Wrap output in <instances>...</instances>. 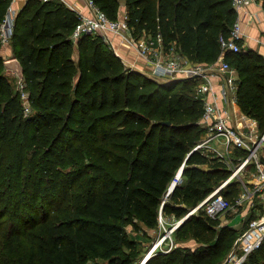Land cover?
<instances>
[{"label": "trees", "instance_id": "obj_1", "mask_svg": "<svg viewBox=\"0 0 264 264\" xmlns=\"http://www.w3.org/2000/svg\"><path fill=\"white\" fill-rule=\"evenodd\" d=\"M12 1L0 0V26ZM94 2L119 18L121 0ZM126 4L135 36L161 34L166 51L198 63L219 58V39L238 17L232 0ZM78 21L61 0H27L16 14L10 42L24 68L29 114L0 37V264H135L140 241L127 225L156 228L161 212L182 218L231 174L219 158L192 151L205 132L198 78L128 67L98 34L78 40L76 57ZM225 59L238 72L237 102L264 132V54L244 46ZM183 163L184 180L166 198ZM240 190L234 179L221 193L235 200ZM197 211L175 233L198 245L159 250L144 264H219L239 232ZM244 264H264V242Z\"/></svg>", "mask_w": 264, "mask_h": 264}, {"label": "built area", "instance_id": "obj_2", "mask_svg": "<svg viewBox=\"0 0 264 264\" xmlns=\"http://www.w3.org/2000/svg\"><path fill=\"white\" fill-rule=\"evenodd\" d=\"M61 1L67 4L68 0ZM259 1L232 0V5L237 10L238 17L231 28L230 34L220 37L222 54L212 63L193 62L175 48L166 51L161 34L153 36L143 33L140 36H135L133 28L127 21L128 14L124 18L112 19L94 0H87L89 13L77 11L79 21L71 34L74 42H78L85 34H98L103 36L110 44L115 54L123 58L115 41L117 37L121 44L136 48L138 54L151 66L150 74L152 76L198 78L195 93L197 97L203 100V115L200 123L205 127V132L194 145L192 151L199 150L204 154L219 158L231 171L229 177L209 193L195 208L172 223L170 231L165 228L166 233L157 240L151 249V253L149 252L140 264H143L158 247L164 253L170 252L175 247L173 232L186 216L199 208H204L213 217H221L222 214L228 211L236 212L244 207L246 211L243 215L249 213L253 216L249 219L247 228L236 238L229 258L223 264H244L247 256L264 242V132L259 131L256 120L253 121L252 125L243 128L233 123L228 105L231 102H237L239 76L237 69L225 59L227 51L239 52L244 47V44L239 41L244 40L246 36L240 16L241 10ZM16 14V11L10 7L0 26V37L3 44H8L11 41ZM22 81L23 79L19 77L25 112L29 114L32 110L29 92L24 88ZM238 148H244L247 154L236 156L235 149ZM252 165L255 166L254 169ZM184 167L185 163L177 170L168 187L166 198L173 192L176 185L184 180ZM234 179L240 182L241 190L235 200H230L221 191ZM159 222L165 227L166 219L162 212L159 216Z\"/></svg>", "mask_w": 264, "mask_h": 264}, {"label": "crops", "instance_id": "obj_3", "mask_svg": "<svg viewBox=\"0 0 264 264\" xmlns=\"http://www.w3.org/2000/svg\"><path fill=\"white\" fill-rule=\"evenodd\" d=\"M27 0H13L11 9L15 10L18 13L26 4ZM67 5L76 9L77 11H81L84 13H89L90 9L87 4V0H68ZM127 4L126 0H121L120 14L119 18H124L127 13ZM241 20L243 23V28L246 33L244 38V46H250L262 52L264 54V0H261L257 3L250 5L248 8L242 9L240 12ZM117 42V46L120 48V52L123 55L124 63L132 67L133 69L140 70L144 73L150 74L151 66L148 62L145 61L143 57H141L136 48L126 46L120 43L119 38H115ZM74 54L78 56L80 54V50L77 46ZM1 54L4 56L5 60H9L14 58V48L11 42L8 44H4L1 49ZM7 73L10 77L17 78V73L13 70L6 68ZM229 109L231 112L232 121L234 124L240 127H248L253 124L254 118L248 116L241 108L238 102L229 103ZM89 264H92L91 262Z\"/></svg>", "mask_w": 264, "mask_h": 264}, {"label": "rangeland", "instance_id": "obj_4", "mask_svg": "<svg viewBox=\"0 0 264 264\" xmlns=\"http://www.w3.org/2000/svg\"><path fill=\"white\" fill-rule=\"evenodd\" d=\"M76 57H78V56H76ZM14 79L17 80L16 81L17 85L21 90L22 86L19 83V77L14 78ZM247 172H249V170H247ZM245 211L246 210L244 209V207L241 208L240 211H236V212L228 211V212L221 215V217H220L221 221L223 224H229L232 227L236 228V230H238L239 234H241L247 228L248 221L250 219L249 213L246 215H243V213H245ZM197 212L198 211H195V213H197ZM165 219H166L165 227L163 225H161L159 222L158 227L148 228V229L146 227V231L143 229L142 224H139V227L134 231H133V226L131 224L127 225V230L132 235L136 236V238L140 241V247H139L140 252L137 256L135 264H140L146 258V256L149 254V252L151 253V249L153 248V246L155 245L157 240L159 238H161L166 233L165 228H167L170 231V225L172 223L176 222L177 220H179L180 218H177L175 215L169 214V215H165ZM172 235H173V238L175 240V247L179 246V245H184V246L189 245V246L195 247L198 245V243L194 237H192L190 234H184L183 231H181L177 234L174 231ZM164 244H166V243H164ZM232 248H233V245L231 246V248H230L229 252L226 254V256L219 262V264H223L227 261V259L229 258V255L232 251ZM159 249H160V247H158L152 253V255L155 254ZM94 262L95 261H92V264H94Z\"/></svg>", "mask_w": 264, "mask_h": 264}, {"label": "water", "instance_id": "obj_5", "mask_svg": "<svg viewBox=\"0 0 264 264\" xmlns=\"http://www.w3.org/2000/svg\"><path fill=\"white\" fill-rule=\"evenodd\" d=\"M5 66L10 70L15 71L17 73V76H19L21 79H24V68L21 61L17 57L11 58L9 60H5ZM187 217L188 216H186L184 220Z\"/></svg>", "mask_w": 264, "mask_h": 264}]
</instances>
